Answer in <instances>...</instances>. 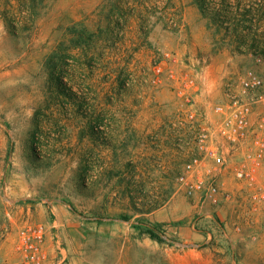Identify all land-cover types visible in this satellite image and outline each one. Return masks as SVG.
I'll return each mask as SVG.
<instances>
[{
  "label": "rangeland",
  "instance_id": "rangeland-1",
  "mask_svg": "<svg viewBox=\"0 0 264 264\" xmlns=\"http://www.w3.org/2000/svg\"><path fill=\"white\" fill-rule=\"evenodd\" d=\"M204 7L0 0V264L34 224L59 264H264V213L235 241L234 213L204 216L175 182L189 104L166 72L153 81L154 63L193 78L202 110L217 100L204 70L222 86L246 67L264 78V0Z\"/></svg>",
  "mask_w": 264,
  "mask_h": 264
},
{
  "label": "built area",
  "instance_id": "built-area-1",
  "mask_svg": "<svg viewBox=\"0 0 264 264\" xmlns=\"http://www.w3.org/2000/svg\"><path fill=\"white\" fill-rule=\"evenodd\" d=\"M152 70L154 82L166 72L184 97L182 104H189L177 110L174 122L183 130L184 155L176 184L204 216L213 218L229 209L236 215L235 241L245 239L242 225L252 227L255 222L247 215L264 213V78L251 67L236 72L224 81L223 97L202 110L192 99L197 90L191 93L188 88L193 78L176 76L159 62ZM45 237L42 224L22 229L15 241L16 264H59L44 246ZM248 237L255 239L253 234Z\"/></svg>",
  "mask_w": 264,
  "mask_h": 264
},
{
  "label": "crops",
  "instance_id": "crops-1",
  "mask_svg": "<svg viewBox=\"0 0 264 264\" xmlns=\"http://www.w3.org/2000/svg\"><path fill=\"white\" fill-rule=\"evenodd\" d=\"M221 81H222L221 74L218 73V74H215V76H212V75L210 76L208 75V72L204 70L202 84H203V89L207 92L206 95L211 96L213 99H221L223 95V86L221 85ZM164 96H162V94L161 95L159 94L157 97L155 96V98H158L160 100V98L162 97L163 98L168 97L167 94H165ZM229 186H230V183H229Z\"/></svg>",
  "mask_w": 264,
  "mask_h": 264
},
{
  "label": "trees",
  "instance_id": "trees-1",
  "mask_svg": "<svg viewBox=\"0 0 264 264\" xmlns=\"http://www.w3.org/2000/svg\"><path fill=\"white\" fill-rule=\"evenodd\" d=\"M38 1H41V0H31V2H32V8L34 9V6H36V4H37V2ZM194 1V3L198 6V8L200 9V12H201V14H205V10H204V4H205V1L206 0H193ZM224 3V2H223ZM225 5H227L226 4V2L224 3ZM216 12H214L213 14H211L210 16H211V18L213 19V21L214 22H219V24L218 25H221L222 23H225V21L228 19H230V18H226V19H224L223 18V15H222V13L220 12V10H215ZM234 18H232V20H233ZM243 19H237V20H235V23H234V26H235V28H236V26H238V25H243ZM10 23H12V22H10ZM244 26V25H243ZM226 28H228L227 26H225ZM234 30H236V29H234ZM238 32L236 31V32H234V38H236V37H239V38H241V36H239V34H237ZM149 232H151V233H153L151 230H149Z\"/></svg>",
  "mask_w": 264,
  "mask_h": 264
}]
</instances>
